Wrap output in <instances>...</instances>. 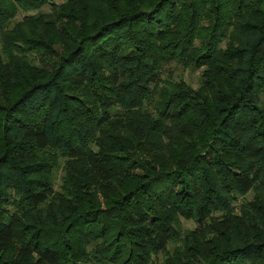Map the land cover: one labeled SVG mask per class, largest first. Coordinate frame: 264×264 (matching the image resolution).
I'll return each instance as SVG.
<instances>
[{
	"label": "trees",
	"instance_id": "obj_1",
	"mask_svg": "<svg viewBox=\"0 0 264 264\" xmlns=\"http://www.w3.org/2000/svg\"><path fill=\"white\" fill-rule=\"evenodd\" d=\"M0 264H264V0H0Z\"/></svg>",
	"mask_w": 264,
	"mask_h": 264
},
{
	"label": "rangeland",
	"instance_id": "obj_2",
	"mask_svg": "<svg viewBox=\"0 0 264 264\" xmlns=\"http://www.w3.org/2000/svg\"><path fill=\"white\" fill-rule=\"evenodd\" d=\"M59 3H63L64 0H57ZM51 11L50 6H46L45 8L41 9L40 11H19L18 15L16 16V19L14 20V23L17 21H21L25 16L28 15H35L36 13H49ZM162 79L164 81H172V80H179L184 79L189 85H191L193 88H198L200 85V79H201V71H196L193 69H186L183 68L181 65H179L177 62L171 63L167 66H165L163 73H162ZM251 193H249L246 196V199H251ZM182 224L184 230H194L196 229L199 224L196 221H188L185 219H182ZM163 260V256H159V261Z\"/></svg>",
	"mask_w": 264,
	"mask_h": 264
}]
</instances>
